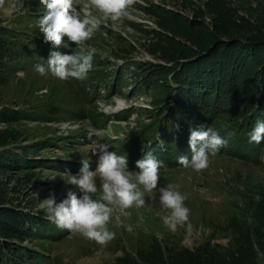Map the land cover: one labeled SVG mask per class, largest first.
Here are the masks:
<instances>
[{
    "label": "rangeland",
    "instance_id": "obj_1",
    "mask_svg": "<svg viewBox=\"0 0 264 264\" xmlns=\"http://www.w3.org/2000/svg\"><path fill=\"white\" fill-rule=\"evenodd\" d=\"M87 3L80 0L76 5L82 18L89 11L83 7ZM22 4L28 10L9 14L7 6L0 8V34L7 27L13 30L20 50L28 52L21 58L0 54L7 63L4 77L0 75V200L17 209L16 218L37 221L25 245L42 255L41 263L170 264L195 255L204 257L201 264H264V141L263 148L254 151L249 160L239 156L240 143L232 137L199 172L169 164L167 156L160 159L167 168L160 170L158 188L177 185L176 190L187 194L190 234L187 224L176 233L164 225L163 215L168 213L162 212L158 191H154L155 200L149 198L153 194H145L144 207H114L107 226L116 238L107 245L58 228L42 203L50 193L55 194L57 203L69 190L80 194L67 181L68 173L79 172L82 159L90 157V170H95L98 157L91 153L93 142L87 138L85 120L102 131L93 140L109 144L108 150L117 155L125 154L128 170L138 172L135 162L143 154L138 148L143 145L145 155L152 148V138L154 145L163 147V134L158 135L152 125L167 121L168 130L181 128L179 121L171 118L177 113L175 103H179L175 81L157 79L164 72L165 57L182 43L188 45L197 34L220 33L229 26L247 35L264 32V0H136L126 18L102 21L85 41L86 47L95 49L87 78L64 81L51 73L41 76L34 65L46 63L50 51L79 53L80 46L69 41L68 49L53 48L39 30L45 7L40 0H22ZM90 11L100 16L97 10ZM261 55L264 57V51ZM255 70L260 74L257 83L248 69L239 70L241 80L233 81L228 75L238 72V67L230 63L220 77L233 82L225 84V98L218 97L222 116L208 123L189 117V122L194 121V127H213L227 137L231 123L224 116L240 112L255 91L263 99L264 63ZM207 75L213 80L210 72ZM7 112L27 117L6 121L1 116ZM64 122L70 126L64 128ZM13 154L30 163L9 166L6 159ZM153 154L159 159L160 153ZM97 187L94 199L101 196L99 179ZM257 194L259 202L254 199Z\"/></svg>",
    "mask_w": 264,
    "mask_h": 264
},
{
    "label": "clouds",
    "instance_id": "obj_2",
    "mask_svg": "<svg viewBox=\"0 0 264 264\" xmlns=\"http://www.w3.org/2000/svg\"><path fill=\"white\" fill-rule=\"evenodd\" d=\"M80 0H40L46 11L39 17V30L44 35L45 42H50L53 48H69V41L80 46L79 53L50 51L46 63H36L34 70L41 76L51 73L52 76L64 81L69 78L84 80L93 69L95 49L85 46V41L100 27L102 21H121L128 16V9L136 0H88L83 7L89 9L81 17V9L76 5ZM9 14L22 9V0H0V8H5ZM95 9L100 13L97 17L90 11ZM67 37V41L64 38ZM87 138L93 142L92 155L98 157L95 170H90V157L81 160V168L77 174L68 173L67 184L75 186L79 190L67 191L66 198L56 202L54 193L42 201L48 218L60 229H66L72 233H79L89 240L100 245H107L116 238V233L108 228L114 207L121 210L146 205L145 194H153L149 198L155 200L154 191L159 192V202L162 205L164 225L172 233H176L180 227L188 225L187 231L191 233L189 223L190 209L185 206L187 194L176 190L177 185L169 184L159 187L160 170L166 169L164 161L158 159L151 151L146 152L143 158L137 160L138 172L128 170L126 155H117L115 151H109L110 145L93 140V137L102 135V131L92 126L91 121L85 120ZM64 128L70 126L64 122ZM188 145L191 157L180 155L177 163L183 168H192L202 171L208 167L209 157L215 156L219 151L227 147L234 132L227 137L220 134L213 127L190 128ZM249 142L260 144L264 141V120L257 119L251 131L248 132ZM97 179L101 196L94 199L97 193ZM142 186V188H141ZM37 196L36 193H33ZM254 199L259 202L257 194ZM120 223V217H116Z\"/></svg>",
    "mask_w": 264,
    "mask_h": 264
},
{
    "label": "trees",
    "instance_id": "obj_3",
    "mask_svg": "<svg viewBox=\"0 0 264 264\" xmlns=\"http://www.w3.org/2000/svg\"><path fill=\"white\" fill-rule=\"evenodd\" d=\"M229 29H231V32L236 31V33L230 34ZM228 30L220 33L209 32L204 35L197 34L190 39L188 45L182 43L168 57H165L166 65L162 69L164 72L157 79L160 82L166 83L170 79L175 81L173 85L177 90L174 92L176 94L178 93L177 100L179 103H175L177 105V107L175 105L177 113L175 117L171 116V118L179 121L181 128L176 132L175 130H168L167 125L169 123L167 121L155 122L152 125V130L158 135L163 134L161 137L163 147L158 148L154 145V138H152L150 139L152 148L149 150L152 153H160L159 159H165V156H167L169 164L177 163V157L180 155H188L189 158L191 157L188 145L189 129L194 128L196 123L194 121L189 122V117L196 118V122L203 120V122L208 123L217 118V115L222 116L223 112L218 104L222 100L218 97L224 96L225 98L227 90L225 84L233 83L231 81L232 79H228L229 77L233 78V81L235 79L241 80L240 78L242 77L237 75L239 70L242 69L243 71L244 69H248L252 73L250 76L254 79L253 82H258L260 74L256 73L255 69L264 63V57L261 55L264 51V32L258 30L254 34L247 35L233 26H229ZM4 32L0 34V54L5 53V55H10L15 58H21L22 55L27 56L28 52L20 50L21 47L15 36L16 33L8 29V27ZM239 32L240 34H238ZM223 35L224 37H222ZM5 60L0 55V69L2 68L0 75L2 77H4L3 73L7 65ZM230 63H234L238 67V72H233L232 75H228L227 79L220 78L224 75L222 72L223 69L228 68ZM207 72H210L213 80L209 79ZM250 73L246 72V74ZM216 74L218 75L216 76ZM220 80H224V82ZM223 83L224 89H222ZM260 85L262 87L260 95H263V99L255 91L251 98L246 99L240 112H236L234 115L224 116L231 123L230 129H227L226 132H234L235 134L232 137L240 143L239 156L249 160L254 151L263 148L262 142L260 144L250 143L248 137V132L253 128L256 120H264V106L262 105V103L264 104V81ZM20 117L27 116H23L20 112H7L5 116H1L6 121L18 120ZM154 131H152V134ZM147 139L145 138V140ZM142 146L138 148V153H141L143 149V154L139 157L140 159L143 158L145 152L144 146L143 148ZM15 160L16 162L12 163ZM6 161L9 166L11 164L15 165V163L16 165L17 163L18 165L21 163H30L28 159L21 157L20 154H13ZM16 210L7 207L0 200V264H42V255L25 245L26 241L32 235L31 227L37 221L34 223L32 219L24 218L23 216L16 218L17 215L14 214ZM18 222L20 223L18 224ZM38 225H40L39 221ZM8 227L15 230L10 232ZM175 261L170 264H201L205 259L202 256L199 258L194 255L187 256V260H182L183 262L180 263H175Z\"/></svg>",
    "mask_w": 264,
    "mask_h": 264
}]
</instances>
